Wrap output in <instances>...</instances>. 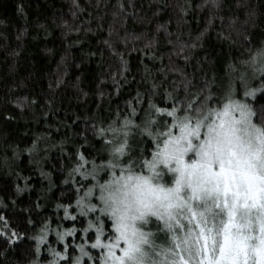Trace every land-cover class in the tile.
<instances>
[{
  "label": "snow or ice",
  "instance_id": "6c2138e0",
  "mask_svg": "<svg viewBox=\"0 0 264 264\" xmlns=\"http://www.w3.org/2000/svg\"><path fill=\"white\" fill-rule=\"evenodd\" d=\"M205 4L220 6L219 0ZM190 7L180 6L182 19ZM117 8L125 17L135 15L126 12L123 0ZM161 30L172 36L167 25H157ZM189 40L177 36L173 50L185 65L199 46V37ZM243 40L249 45L246 59L239 67L229 63L225 77L204 73L197 79L171 66L170 82L164 69L162 81L149 82L151 69L145 67L142 84L150 87L126 102L127 114L118 109L107 123L101 119L92 126L99 146L81 145L68 155L72 165L62 183L75 198L57 203L54 216L33 219L28 207L20 210L26 218L15 221L0 200V245L34 241L21 264H264V40L258 46L248 35ZM104 43L120 60L112 74L119 89L128 82V61L110 40ZM153 43L155 37L134 50L154 61ZM36 148L34 140L29 153ZM27 187L17 184V194ZM34 208L38 215L40 203Z\"/></svg>",
  "mask_w": 264,
  "mask_h": 264
},
{
  "label": "trees",
  "instance_id": "16d2710c",
  "mask_svg": "<svg viewBox=\"0 0 264 264\" xmlns=\"http://www.w3.org/2000/svg\"><path fill=\"white\" fill-rule=\"evenodd\" d=\"M76 2L79 9L73 0H0V200L9 206L6 211L14 221L26 218L20 210L28 207L33 208V219L54 216L57 203L75 198L62 183L72 165L68 155L81 145L99 146L92 126L101 119L107 123L118 109L127 114L126 102L150 87V83L142 84L145 67L151 69L149 82L164 79L161 69L170 82L175 78L168 71L171 66L183 68L197 79L204 73L209 78L225 77L229 63L246 59L249 45L243 35L250 37L252 46L264 40V0H219V8L205 0H132L133 7L123 0L126 12L135 13L127 17L119 12L118 0ZM188 4L191 7L182 19L180 6ZM157 25H167L172 36L157 32ZM218 33L231 35V41ZM177 36L180 42L189 43V37H199L188 65L173 53ZM154 37L151 52L157 59L153 61L134 49H144ZM105 40L128 61V82L119 89L113 85L112 74L118 71L120 60ZM34 140L37 148L29 153ZM17 173L29 179H20ZM25 183L26 190L17 194L16 185L23 188ZM37 202L41 205L38 215ZM20 230L29 235L33 232L31 228ZM32 245L34 241L27 238L14 246L0 245V251L7 249L0 264H21Z\"/></svg>",
  "mask_w": 264,
  "mask_h": 264
}]
</instances>
